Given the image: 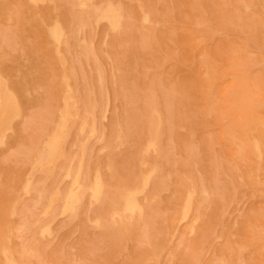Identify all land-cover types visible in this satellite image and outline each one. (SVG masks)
Returning <instances> with one entry per match:
<instances>
[{"label":"rangeland","instance_id":"obj_1","mask_svg":"<svg viewBox=\"0 0 264 264\" xmlns=\"http://www.w3.org/2000/svg\"><path fill=\"white\" fill-rule=\"evenodd\" d=\"M117 1L125 6L128 28L115 34L102 26L95 53L106 77L110 109L115 105L122 127L107 130L108 136L113 134L109 149L100 150V142H91L92 162H110L121 173L133 171L126 165L144 156L159 168L163 183L151 226L123 236L93 229L84 218L66 222L59 217L49 241L39 237L38 228L29 224L31 210L24 209L16 233L27 234L16 239L17 247L30 252L32 257L25 260L33 264H264V158L258 165L252 162L242 140L246 126L238 118L243 88L253 104L264 99V13L253 0H246L253 5L247 13L239 8L243 0ZM137 5L150 9L151 27L137 29ZM9 13L21 37L18 48L6 53L10 59L17 57L21 64L16 60L15 67L28 76L27 115L40 114L43 107L36 102L45 103L43 96L50 89L51 52L47 56L38 49L30 23L12 2ZM8 27L0 25L12 31ZM193 50L199 52L194 55ZM83 75L88 78L84 66L78 78ZM149 83L163 114L159 129L144 126L140 111ZM202 83L208 85V98ZM110 117L111 111L107 127ZM149 132L158 134V147L146 153ZM23 136L28 139L29 132ZM23 145L16 141L0 150V204L17 193L12 185L21 169L9 156ZM188 189L200 193L191 217L183 221L181 197ZM108 201L90 214L104 215ZM156 236L166 247L160 255L139 261L152 253L150 242Z\"/></svg>","mask_w":264,"mask_h":264},{"label":"bare ground","instance_id":"obj_2","mask_svg":"<svg viewBox=\"0 0 264 264\" xmlns=\"http://www.w3.org/2000/svg\"><path fill=\"white\" fill-rule=\"evenodd\" d=\"M10 2L18 7L23 21L30 23L38 49L42 48L47 56L51 52L48 58L50 89L43 96L45 103L42 99L36 102L43 107L40 114L27 115L31 100L28 76L15 67L16 60L21 64L17 57L10 59L6 53V49L18 48L21 37L12 28ZM97 2L0 0V25L4 23L12 29L8 32L0 29V150L4 146L11 148L16 141L19 146L24 144L19 153L9 156L21 170L12 185L17 193L5 197L0 204V264H33L25 260L32 257L30 252L16 244L17 238L27 234L16 233L19 213L24 209L31 210L29 224L38 228L39 237L49 241L54 237L53 225L59 217L66 222L84 218L93 229L112 230L123 236L151 226L152 209L163 183L159 168L152 166L144 156L126 165L133 171L121 173L114 171L110 162L104 165L98 160L92 162L91 142H100V150L109 149L113 134L108 136L107 130L122 127L115 105L110 109L109 95L104 91L106 77L97 65L99 58L95 49L100 43L102 26L115 34L128 28V14L121 1ZM252 3L264 13V0ZM134 8L139 22L137 29L151 27L150 9H142L140 5ZM239 8L247 13L253 5L243 0ZM78 9L81 13H77ZM193 51L194 55L199 52ZM82 66L88 69V78L84 75L78 78ZM201 86L204 97L208 98V85L202 83ZM145 92L147 99L140 107L145 116L144 126L159 129L163 114L150 83L145 86ZM117 99L115 94L114 101ZM238 104V118L246 126L242 129V140L252 162L258 165L264 158V99L253 104L247 89L243 88ZM109 111L107 127L105 120ZM25 130L29 132L28 139L23 136ZM157 137L158 134L151 132L146 136L143 146L146 153L157 149ZM116 139L121 142V138ZM202 192L209 197L210 191ZM199 193L198 189L183 193V221L191 217ZM107 197L105 214L91 215L93 207H104ZM150 245L152 253L139 261L153 258L154 253L160 255L161 249L166 247L159 236L154 237Z\"/></svg>","mask_w":264,"mask_h":264}]
</instances>
